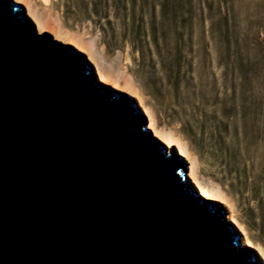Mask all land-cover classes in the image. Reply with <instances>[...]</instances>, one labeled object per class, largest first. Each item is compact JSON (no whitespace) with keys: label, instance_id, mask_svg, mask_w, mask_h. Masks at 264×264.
Here are the masks:
<instances>
[{"label":"water","instance_id":"obj_1","mask_svg":"<svg viewBox=\"0 0 264 264\" xmlns=\"http://www.w3.org/2000/svg\"><path fill=\"white\" fill-rule=\"evenodd\" d=\"M133 97L0 0V264H260Z\"/></svg>","mask_w":264,"mask_h":264},{"label":"rangeland","instance_id":"obj_2","mask_svg":"<svg viewBox=\"0 0 264 264\" xmlns=\"http://www.w3.org/2000/svg\"><path fill=\"white\" fill-rule=\"evenodd\" d=\"M52 11L94 41L101 66L128 64L158 126L179 131L202 183L222 187L264 250V0H52Z\"/></svg>","mask_w":264,"mask_h":264},{"label":"bare ground","instance_id":"obj_3","mask_svg":"<svg viewBox=\"0 0 264 264\" xmlns=\"http://www.w3.org/2000/svg\"><path fill=\"white\" fill-rule=\"evenodd\" d=\"M13 1L25 8L28 17L35 23L40 34L49 32L56 40L87 54L90 61L89 65L92 67L94 77L99 84L105 87L112 86L115 91L126 92L136 99L137 105L139 106L138 108L148 117V129L153 132L156 140L165 146L168 151L169 148L176 149L178 153L184 157V160L188 162L189 169L187 171L186 181L189 186L195 192L199 193L203 199L211 200L215 205L225 208L226 218L229 219L228 222L231 224L233 231L240 237L242 249L250 250L251 247L254 248L257 252V254L254 255L256 261L260 264H264V250L255 246L245 228L234 217L235 206L227 193L211 177L206 183H202L200 180L199 169L202 163L198 156L191 151L188 142L176 128H160L158 126L157 118L153 110L146 105L140 88L134 77L128 71V64L121 62V64L115 68L112 62L106 61L105 59V67L101 66L93 56L92 51L95 47L94 41L84 42L82 33L64 30L61 18L52 11V0H38V2L35 0ZM126 60L128 61V58H126ZM204 169L206 170L207 167Z\"/></svg>","mask_w":264,"mask_h":264}]
</instances>
